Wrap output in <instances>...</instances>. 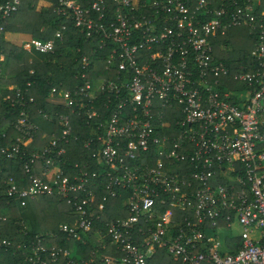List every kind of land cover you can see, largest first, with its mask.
<instances>
[{"label":"built area","instance_id":"1","mask_svg":"<svg viewBox=\"0 0 264 264\" xmlns=\"http://www.w3.org/2000/svg\"><path fill=\"white\" fill-rule=\"evenodd\" d=\"M22 3L0 0V36ZM53 12L63 19L56 38L71 20L106 51L98 57L112 76L88 77L93 60L84 53L79 82L64 93L89 126L84 147L101 166L62 170L63 144L79 139L65 113L56 114L61 133L29 150L41 128L22 89L8 87L21 109L0 154L27 177L19 186L0 162V230L15 205L20 232L30 235L24 210L45 197L67 202L71 217L19 242L20 264H264V0H55ZM242 27L252 35L250 59L228 62L218 39ZM55 39L31 37L25 48L53 53ZM231 75L233 88L222 80ZM113 198L122 203L116 214L106 205ZM221 231L230 233L224 241ZM10 238L0 245H14ZM91 241L98 247L87 260L74 257L79 242Z\"/></svg>","mask_w":264,"mask_h":264},{"label":"trees","instance_id":"2","mask_svg":"<svg viewBox=\"0 0 264 264\" xmlns=\"http://www.w3.org/2000/svg\"><path fill=\"white\" fill-rule=\"evenodd\" d=\"M54 3L55 0H23L19 12L10 18L6 24V34L22 33L29 35L30 38L44 41L55 39L56 30L61 28L63 19L53 12ZM1 23L2 21H0ZM66 24L67 29L64 30L63 39H55L56 47L53 53L45 54L29 51L24 44L8 40L6 34L0 36L1 73L4 70L0 74V134L1 132L7 133L6 137L0 138V146L6 145L9 137L17 132L14 122L19 116L21 106H13L11 104L14 92L8 87L10 85H18L23 92L24 98L22 102L25 104L26 111L30 118L41 128L34 139L25 143L29 150L36 146L44 145L48 139L47 137L41 139V137L46 133H61L57 113H65L73 118L74 133L79 136V139L74 140L71 138L67 144H63L67 148V154L65 158H62L63 162L61 165L65 173L73 176L78 174L80 169L89 170L90 172L99 171L101 165L92 158L93 151L84 147V141L90 134L89 126L83 117L72 114L75 106L71 105V107H68L66 105L64 93L68 90L74 91L76 83L79 82L75 76L80 72L81 58L84 53L89 54L93 60L88 77H93L94 80H97L99 77H111L112 73L105 69V61L98 57L106 54V51L98 50L95 43L90 45L84 34L82 35L80 29L71 20L66 21ZM237 39H240V41L235 43ZM252 40V35H250L247 28H237L232 30L227 36L218 39V50H223V57L228 62L233 61L231 58L237 54L246 63L250 59ZM229 42H233L232 45L234 47L232 50L225 49ZM79 47L81 51H79ZM32 69L34 73H31ZM233 78V75H231L223 77L222 80L233 88L234 85L239 84ZM54 88H56V92L51 95ZM99 108L100 110L104 109L102 107ZM93 149L94 152L100 150L99 147H94ZM0 162L8 165V168H6L1 163L4 175L6 177H10V175L17 177L20 186L21 177H27L23 169H15L12 162L4 161L1 158V154ZM97 181L99 182L98 184H103L104 182L103 179ZM101 191L99 193L100 197H102L104 192L102 188ZM0 200L2 206L6 205L5 198ZM111 204L118 206V208L122 207L121 201L114 198L109 199L106 205L109 207ZM29 205L28 210H24V215L31 226L30 235H23L20 232L21 226L16 223L20 214L15 205H12L13 217L2 224L0 240L1 238L11 237L12 243L15 242V244L9 246L0 245V264L23 263L24 250L17 248L19 242L32 239L34 235L40 232L57 231L61 223L68 222L71 219L69 215L70 205L65 201L58 200L56 197H45L39 201L31 202ZM97 225L101 227L99 222H97ZM60 235L63 238V235ZM57 243L65 247H71L72 245L68 241H62L61 238ZM77 246V253L82 252L84 256L82 258L87 260L85 255L92 252L95 246L98 247V244L94 241L89 242L88 245L79 242ZM82 247L84 248L81 249ZM73 255L78 257L74 253Z\"/></svg>","mask_w":264,"mask_h":264},{"label":"rangeland","instance_id":"3","mask_svg":"<svg viewBox=\"0 0 264 264\" xmlns=\"http://www.w3.org/2000/svg\"><path fill=\"white\" fill-rule=\"evenodd\" d=\"M8 37H11V36H8ZM29 38H30L29 35H26V34H22V33H21L20 36H17L16 38H15V36H13V37L10 38V40H12V41L16 40V41H18L20 44H24L25 46L28 47L29 42H28L27 40H28ZM237 38H238V37H237ZM238 41H240V39H237V41H235V43H238ZM90 76H91V75H90ZM117 211H118V206L112 204V213H113V214H116ZM229 235H230V233L227 232V231H221V232H219V236H220V238H221L223 241H224ZM75 254H76V255H79V254L77 253V250L75 251Z\"/></svg>","mask_w":264,"mask_h":264},{"label":"crops","instance_id":"4","mask_svg":"<svg viewBox=\"0 0 264 264\" xmlns=\"http://www.w3.org/2000/svg\"><path fill=\"white\" fill-rule=\"evenodd\" d=\"M21 34H17V33H7L6 34V38L8 39V40H10V38L11 37H13V36H15V38L17 37V36H20ZM8 36H11V37H8ZM12 41V40H11ZM16 40H14V42H15ZM3 59H4V57H2ZM22 65H23V62H22ZM4 71V70H3ZM3 71H2V73H3ZM1 73V71H0V74H2Z\"/></svg>","mask_w":264,"mask_h":264}]
</instances>
